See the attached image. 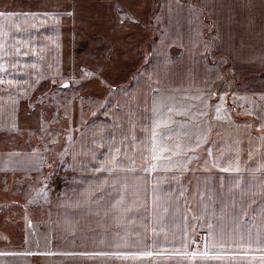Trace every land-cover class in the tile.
Returning <instances> with one entry per match:
<instances>
[{"label":"crops","instance_id":"0c3cea01","mask_svg":"<svg viewBox=\"0 0 264 264\" xmlns=\"http://www.w3.org/2000/svg\"><path fill=\"white\" fill-rule=\"evenodd\" d=\"M66 1L68 5L72 2ZM152 2L153 0H141L138 15L143 28L138 25L128 28L113 27V17L108 18L112 12L109 5L113 0L91 2L84 0L81 4L84 7L77 8L86 11L88 19L90 16L93 17L100 30L105 29L103 30L105 36L114 40L115 48L112 49V53L116 60L135 63V59L138 63L142 57L144 39L142 33H146L147 37L150 34L149 16L146 11H149ZM196 2L198 6L182 0H162L160 4V20L163 23L161 39L164 40L162 56L170 60L167 61L162 73H155V70L149 67L141 70L136 66L124 67L118 62L114 63L113 57L111 61H104V65H109L112 69L107 72L104 79L125 88L127 95L119 92L110 93L106 84L100 81L97 90H93L89 83L82 86L81 89L88 97L98 98L102 102L110 99L111 102L105 106L109 113L105 114V118L83 125L82 116L78 115L79 107L76 108L73 99L70 101L69 121L72 136V141H68L70 174L65 182L55 178L49 189L51 215L45 231L42 229L41 216L33 218L35 215L32 213L33 209L28 212L23 207L22 198L12 201L20 206V212L23 213L20 219H26L25 215H27V229L24 236L21 234L17 237L19 235H12L0 228V264H45L42 259L45 253L40 251L43 248L48 252L49 264H202L204 260H210L211 264H262L264 257L261 253L264 249L256 246L255 239L259 231L260 238L264 240V211H262L264 210V191H262L264 163L259 165L249 162L238 163L240 168L238 174L235 171L224 170L229 166L233 168L237 166L233 159L215 162L203 168L197 163V155L187 167L179 166L178 158L174 157L177 167L161 163L155 171L147 173L140 171V166L146 163L145 157L151 156L154 90L156 89L160 94L197 93L206 90L205 85L211 80V76L221 69L218 65H213L209 74L206 68L203 70L198 68L200 70L192 72L194 69L189 70L188 66H182L179 69L180 74L173 72L170 66L172 61L170 52L164 56V53L169 51L170 43L174 42L182 48L181 60L186 61L190 58L194 59L195 63L206 64L205 50L208 43L211 45L208 46L209 57L232 60L235 50L244 51L245 46L249 48L252 42L259 45L264 42V0H197ZM4 5L8 7L7 14L0 16V64L3 65L0 68V80L3 81L0 83V136L33 137L39 135L43 128V110L37 105L42 103L41 93L48 92L53 80L55 82L62 80L64 83L65 78L72 73V68L74 69L77 40L73 31L64 29L69 28V21L74 19L53 15L47 19L40 15V10H43L41 5L38 7L35 3H27L23 0L0 3V9ZM64 5L65 3L60 1L55 4L52 2V6L56 8ZM190 5L192 7H189ZM203 11L210 20L209 40H207L208 36L205 37L207 24L202 22ZM82 25L90 26L86 23ZM166 43L169 45H165ZM92 50L94 49L90 48L87 51V56L102 54ZM259 50L258 54L261 56L263 47ZM24 52L28 55H22ZM201 56H204V59H201ZM134 73L137 77L132 79ZM191 74H195L193 80ZM161 75L163 77H160ZM69 86L70 83L66 87ZM206 103H210L209 106L214 104L219 107L220 103H226V100L206 101ZM78 105L81 106V103ZM184 105L189 108L188 111L184 110L180 113L184 121L192 113L196 115L202 113L198 107L202 105V100H184ZM191 107L195 109L191 110ZM113 112L119 119L114 121L111 115ZM13 123L20 130L6 131L5 129ZM181 124L183 126L178 125L175 130L162 128L160 139L184 140L180 153L184 155L187 152L190 155L187 140L197 137L201 140L209 135L197 129H186L188 128L186 122ZM112 137H115L118 143L123 138L124 147L127 148L126 162L135 160L137 165L134 172L119 174L127 176L129 184L142 185L139 192V203L142 207L119 224L113 219L114 213L110 212L105 216L104 209L109 207L106 201L99 205L101 209L99 214L96 213V203L90 206L91 211L89 205L83 202L79 207L73 206L78 199L82 201L81 194L86 189L91 190L93 199H96L95 189L101 186L103 175L107 173L93 172L92 168L99 167V162L109 150L108 145L112 143ZM194 144L196 143L192 145ZM200 145H204V142ZM170 148L175 149L173 145ZM200 149L202 150V147L195 151ZM33 150L0 149V176L16 179L44 174L48 166V152ZM9 153L13 154L9 155ZM237 179H241L245 201L254 197L255 203L246 204L249 215L244 216L242 220L234 221L232 200L235 198V208H239L241 192L238 189L231 191L229 189L231 183ZM109 192L111 194L110 189ZM155 196L159 197L156 206L153 205ZM131 199L129 195V200ZM225 204L228 208L225 209V214L221 215V209ZM39 210L41 211L42 208ZM3 213L7 215L5 219L16 218L15 215L6 214L10 211ZM209 224L212 225L211 229L208 227ZM237 224L240 227H236ZM153 227L157 229L156 233L152 232ZM221 228L224 229L226 237H231L226 238L223 243L231 245H247L248 229L251 228L252 247L230 249L237 253L247 252L249 255H238L234 259L221 261L160 255L177 250L183 251L182 245L185 242L189 245L187 249L189 251H194L197 247L203 250V238L209 231L218 235ZM241 234L244 236L243 240L240 239ZM193 240L199 241V244L192 243ZM43 244L46 246L43 247ZM144 250L152 251L155 255L135 258L111 255L117 251Z\"/></svg>","mask_w":264,"mask_h":264},{"label":"rangeland","instance_id":"374dc122","mask_svg":"<svg viewBox=\"0 0 264 264\" xmlns=\"http://www.w3.org/2000/svg\"><path fill=\"white\" fill-rule=\"evenodd\" d=\"M13 0H0V3H9ZM27 3H35L38 7L41 5L43 10H40V15L50 19L52 15H45V13H62L59 15V18H71L74 20L69 21L70 31H73L76 36V46H75V59H74V69L72 68V73L68 75L66 80L69 81L70 86L64 87L62 80H58L55 83H52V87L48 92H44V100L42 103L37 105L41 106L43 110V128L42 132L39 135H34L33 137L29 136H14L6 137L0 136V149H40L47 150L48 152V166L46 171L42 175H32L21 178H4L0 176V228L12 235L21 234L24 236L26 232V219H20L23 214L20 212V206L14 204L15 201L22 198L23 207L30 212V209H33V218L41 216L43 222L42 229L45 231V227L48 224V220L51 215L50 210V188L54 183L53 180L60 179V181L65 182L70 174L68 170L69 165V156H68V147L67 155L61 157V153L65 149V146H68V136L70 134L71 123L69 121V116L71 112L70 101L73 99L75 101L76 108L79 107L78 115L82 116L83 125H88L90 121L96 119L105 118V109L101 108L102 100H99L95 97H88L86 93L81 89L83 85L90 84V87L93 90L99 88V77H90L87 80L81 81V84L78 86L76 81L80 79L82 70L85 68L88 70L95 71V69L102 64L104 61H107V53L104 51L107 49H114L115 43L112 38L105 36L104 28L100 30L98 27L97 21L90 16L92 23L90 26H83L82 19L85 11L79 10L76 8L75 17L69 15L68 12L71 11L70 8H67L68 4L66 0H23ZM63 2L64 6H59L56 8L52 6V2ZM70 1V0H69ZM71 4H82L84 0H71ZM93 0H87L91 2ZM191 5H197V0H182ZM162 0H153L149 11H146L148 14V29H150V34L147 37L146 33H142L144 37L142 42V57L136 63H125L120 60H116L112 53L111 59L114 57V63L118 62L122 66H136L140 70L144 67L153 68L155 73L161 72L167 66V59H164L162 56V46L163 41V29L162 21L160 20L161 7L160 4ZM8 5L2 6L1 12H5ZM196 7V6H195ZM209 7V5H208ZM80 8V7H79ZM112 12L108 18L113 17ZM54 16V15H53ZM142 16V15H141ZM56 17V16H54ZM114 21V20H113ZM203 23L207 24V30L205 37L208 36L209 40V26L210 20L209 17L203 11ZM138 26L142 27L141 22ZM125 37V35H124ZM82 38V39H81ZM91 38V40H89ZM79 40V42H78ZM85 40V42H84ZM87 40V41H86ZM89 40V41H88ZM205 40V39H204ZM88 42H91L89 44ZM169 45V44H165ZM173 45V46H172ZM131 46V45H130ZM208 46L205 50V60L206 64L203 62L195 63L194 59L187 58L181 60V51L182 48L180 45L171 42L169 45L172 61L170 66L173 69V72H178L182 66H188L189 70L194 69L192 72H197V70L206 68V71L210 74V67L213 65H218L220 73L227 72L228 74L223 78H216V73L211 76V80L205 85L206 90H202L197 93H188V94H177V93H158L155 89L153 92V98L155 99V108L159 112L168 117L170 115L172 123L167 125H162V128L175 130L178 125L186 122L190 130H199L207 134V138H202L201 141H204V145H200L202 150L197 151L199 162V167H207L210 164L215 162H221L222 160L233 159L235 163H252L254 165H259L264 163V140L261 139V136L264 135L258 125L264 123V42L260 45L258 43L252 42L248 47L245 46L244 51L235 50L233 52L232 60L227 59V64H222L220 58L209 57ZM260 55L258 52L259 49H262ZM126 48V46L124 45ZM156 47V49H155ZM92 48V52H102L100 55L87 56V51ZM254 49V50H253ZM164 50V49H163ZM263 51V52H262ZM113 52V51H112ZM235 54V55H234ZM239 54V55H238ZM225 57V56H223ZM239 57V58H238ZM236 58V59H235ZM208 62V63H207ZM231 66V67H230ZM137 68L135 70H137ZM200 68V69H198ZM137 72V71H136ZM136 73L133 74L132 79L136 78ZM160 77H163L161 75ZM192 80L195 77V74H191ZM203 77V75H202ZM210 77V75H209ZM111 79V78H110ZM114 81L113 79H111ZM106 84L109 90V84H115L107 80ZM129 81V80H128ZM63 91H62V90ZM86 89V88H85ZM208 93H212L208 95ZM199 99L202 100V105L198 106L202 113L205 115H200L199 113H192L190 116L184 117L180 114L183 111H188L184 105V100ZM216 100H226V103H220L219 114L216 112V106L210 105L208 102ZM99 102V103H98ZM81 103V106L78 105ZM199 108H196L197 110ZM172 109V111H169ZM194 110V107L190 108ZM217 115V116H216ZM180 117V118H179ZM182 121V122H179ZM78 125V124H77ZM161 137V135H160ZM160 146L173 147L177 144L182 146L184 140L178 139H160ZM7 141V142H6ZM55 141V143H53ZM188 146L193 143L199 142L197 139H190ZM11 145H8V144ZM206 146V147H205ZM210 148L213 150L211 154L207 151ZM168 154L164 153L163 155ZM251 157V158H250ZM52 165L49 167V165ZM51 175V179L47 181L48 190L47 197L45 198L44 194H37L36 190L41 188L45 184L44 177ZM59 181V183H61ZM20 196V198H18ZM15 200L14 202H12ZM16 203V202H15ZM42 208L40 211L39 209ZM3 211H10L11 214L15 217L5 219L7 215H4ZM5 216V217H4ZM24 216V217H25ZM35 220V219H34ZM33 223V219H32ZM29 228V227H28ZM33 230V229H32ZM197 240V239H196ZM46 245L43 244V247ZM44 255L42 259L45 264H49V256L47 250L43 248L40 250ZM37 250V252H40ZM38 258V257H37ZM202 264H211L210 260H204Z\"/></svg>","mask_w":264,"mask_h":264},{"label":"snow or ice","instance_id":"6c2138e0","mask_svg":"<svg viewBox=\"0 0 264 264\" xmlns=\"http://www.w3.org/2000/svg\"><path fill=\"white\" fill-rule=\"evenodd\" d=\"M141 6V0H113V3L109 5L110 9L112 10L113 14V20L114 24L113 27H120V28H128L133 27L135 25H138L141 22V18L138 15L139 9ZM84 6L77 3L74 5H68L67 8H70L71 11L68 12L69 15H72L75 17L76 14V8ZM170 7V6H169ZM189 7H192L191 5ZM207 7V5H205ZM5 12H0V16L6 15ZM62 13H45V15H54L59 16ZM87 12L85 11L84 16L82 19H84V22L86 24H91V19L87 18ZM107 53V60L111 61L112 57V49H105L104 50ZM22 55L27 56L28 53L24 52ZM201 59H204V56H201ZM222 64H227V60L224 58H221ZM3 65L0 64V68H2ZM231 67V66H230ZM111 67L109 65H103L99 66L95 69V71L84 69L81 72L80 79L76 81L77 85L79 86L81 84V81L87 80L90 77H99L103 83H108L107 80L104 79V76L107 74L108 71H111ZM262 71H264V67H262ZM177 74H180L179 70ZM228 73H216V78H223ZM0 83H3L2 80H0ZM38 83V81H37ZM53 83H55V80H53ZM69 83L68 80H64L63 86H67ZM109 92H119V93H126V89L115 84H109ZM212 93H208V95H211ZM44 98V94L41 93V102ZM110 99H106L103 103H101V108L105 109V114L108 115V111L106 110V105L110 103ZM128 102V101H126ZM99 103V102H98ZM169 111H172V109H169ZM219 107L216 108L217 114H219ZM113 116L114 121L119 119L116 113H111ZM200 115H205V113H200ZM172 123L170 117H166L162 115L159 110L154 109V119L151 125V141H152V149H151V156L150 158L148 156L145 157L146 163H144L142 166H140V171L147 173L150 171H155L158 167L161 166V163H164L171 167H177L178 164L176 161H174V157L178 158L179 160V166L187 167V165L194 159L197 158L198 153L195 151V149H198L200 147V143L204 142L200 140V137H197V142L194 145L189 146V150L191 154L189 155L187 152L184 155H181L180 153V145L177 144L175 146V149L167 147V146H160L159 143V137L162 135L161 126L167 125ZM258 127L264 131V123H261L258 125ZM6 131H19V127L13 123L9 128L5 129ZM121 136L123 137V133H121ZM261 139L264 140V135L261 136ZM68 140L72 141V136L69 134ZM112 143L108 145V152L104 154V159L99 162V167L92 168L93 172H103L107 173V175H103V179L101 181V186L97 187L95 189V196L96 199H93V192L89 189H86L84 193H82V201L77 200L74 207H79L81 202L84 204L89 205V211H91V205L93 203L97 204L96 213L99 214L100 207L99 205L101 203H104L105 201L109 204V207H106L104 209L105 216H108V214L114 213L113 219L116 221L117 224H119L121 221L126 220V218L129 215H134L136 210L142 207V205L139 203L140 201V189L142 188V185L140 184H129L127 176H122L119 173L120 172H128V171H135L137 168V165L135 163V160H130L126 162V153L127 148L124 147L123 144V138L119 141V143L116 141L115 137L111 138ZM55 143V141H53ZM103 146V143L101 144ZM67 145L65 146V149L61 153V157L67 155ZM123 149V151H122ZM35 151V149L33 150ZM209 154H211V149H207ZM164 153H168L167 155H163ZM13 153H9V155H12ZM251 158V157H250ZM197 162H199L197 160ZM52 165L50 164L49 167ZM87 171V169H84ZM225 171H235L239 174L240 168L239 164L237 163V166L235 168L229 166L224 169ZM51 173L49 176L44 177L45 184L36 190L37 194H44L45 198L47 197V190L48 185L47 181L51 179ZM97 179H100L97 177ZM242 179V178H241ZM241 179L234 180L231 183V187L229 191L232 189H238L241 192V202L239 208H235V198L232 200L233 204V212L234 215L232 216V219L234 221L242 220L244 216L249 215L248 208L246 207V204L255 203V198L250 197L247 201H245L243 192L244 189L241 186ZM223 187V185H222ZM109 189L111 190V194L109 192ZM264 191V190H262ZM129 195H131L132 199L129 200ZM183 195V193H181ZM159 199L158 196H155L153 199V205L156 206L157 200ZM228 208V205L225 204L224 207L221 209V215L225 214V209ZM146 211V209H145ZM264 211V210H262ZM209 229L212 228V225H208ZM236 227H240L239 224L236 225ZM152 232L156 233L157 229L155 227L152 228ZM230 239L231 237H226L224 233V229L221 228L220 233L217 235L211 231L203 238L204 248L203 250H200L199 247H197L194 251L187 250L189 245L187 242L183 243L182 248L183 251L177 250L171 253H160L162 256H168V255H175L179 257L184 258H196L199 257L201 259H214L217 261L221 260H231L237 257L238 255H249V253H237L234 251H231L230 249L233 247L237 248H250L252 247V231L251 228L248 229V239L249 243L247 245L245 244H225L223 241L225 239ZM240 239L243 240L244 236L241 234ZM192 243L199 244V241L193 240ZM256 246L259 248L264 249V240H262L259 236V231L257 233L256 239H255ZM104 255H109V253H104ZM111 255H114L116 257H151L155 255L152 251H136V252H114L111 253ZM262 257H264V252L261 253ZM262 264H264V260H262Z\"/></svg>","mask_w":264,"mask_h":264}]
</instances>
